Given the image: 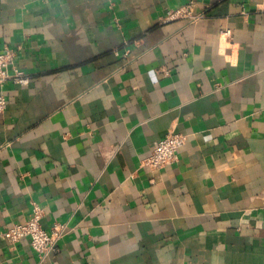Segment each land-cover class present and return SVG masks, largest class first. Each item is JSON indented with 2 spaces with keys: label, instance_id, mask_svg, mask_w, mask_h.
Masks as SVG:
<instances>
[{
  "label": "crops",
  "instance_id": "1",
  "mask_svg": "<svg viewBox=\"0 0 264 264\" xmlns=\"http://www.w3.org/2000/svg\"><path fill=\"white\" fill-rule=\"evenodd\" d=\"M5 48L30 82L0 84V233L34 205L68 232L0 264H264V0H0Z\"/></svg>",
  "mask_w": 264,
  "mask_h": 264
},
{
  "label": "built area",
  "instance_id": "2",
  "mask_svg": "<svg viewBox=\"0 0 264 264\" xmlns=\"http://www.w3.org/2000/svg\"><path fill=\"white\" fill-rule=\"evenodd\" d=\"M201 13H195L193 5L187 4L175 9L167 10L160 17V22L185 21L195 23L202 18ZM226 37L230 36L229 29L222 31ZM15 52L5 48L0 52V84L11 81L15 85L26 86L30 82L29 76L21 69L15 67ZM6 105L5 99L0 96V111ZM187 135L169 132L152 147L149 155L144 159V166L152 170L163 168L174 163L177 159L179 149L185 143ZM42 211L34 205L32 213L23 223L13 224L11 227L0 233V238L11 244L21 239H28L32 250L41 258L55 251L58 241L68 232L66 225L55 222L47 231L41 226Z\"/></svg>",
  "mask_w": 264,
  "mask_h": 264
}]
</instances>
